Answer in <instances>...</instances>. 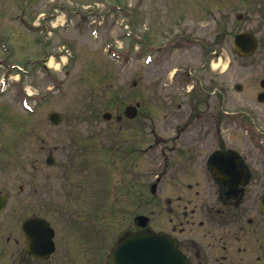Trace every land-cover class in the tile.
Masks as SVG:
<instances>
[{
    "label": "rangeland",
    "instance_id": "1",
    "mask_svg": "<svg viewBox=\"0 0 264 264\" xmlns=\"http://www.w3.org/2000/svg\"><path fill=\"white\" fill-rule=\"evenodd\" d=\"M228 5L232 7L233 3L229 0H0V70L9 74L10 65L35 69L29 75H22L12 66L10 83L6 92L0 94V142L5 164L10 162L12 166L13 161H19L16 169L24 174L19 182L10 185L17 193L23 185L22 193L27 192L32 159L43 161L46 156L40 148L52 149L58 160L50 172V185L44 186V182L42 187L50 191L52 186L54 196L61 195L54 180L60 178V165L65 166L69 180L68 206L81 209L83 214L98 212L97 228L87 223L80 231L87 236L91 227L97 230L92 244L96 240V244H103L99 256L102 260L110 246L133 226L132 218L137 212L149 218L150 229L170 230V217L166 213L157 217L160 208L155 202L175 198L178 188L165 181L160 186V196L153 197L147 188L149 205L138 209L135 199L127 192L129 183L136 178L127 176L126 161L118 151L112 154L114 157L110 155L114 130L122 140L124 136L120 130L116 133L113 121L102 118L105 112L113 116L121 114L125 106L145 104L142 111L153 114L147 122L148 132L152 134L159 113L154 105L155 84H149L147 92L142 76L147 70L149 82L153 80L150 73L158 63L154 48L166 44L173 49L182 46L186 49L183 60H172L173 63L198 67L205 63L210 50H218L220 37L224 36L225 57L214 60L213 69L227 70V111L251 113V106H257L259 118L264 119V104H254L255 100L251 103L248 99L264 74L237 68L241 65L233 39L236 32L246 27L236 19L242 10L235 11L228 24L213 20L223 16ZM57 10L58 17L50 16ZM145 44L148 50L142 52L147 48ZM191 45L195 48L188 52ZM235 82L242 85L240 92L232 89ZM23 86L30 94L43 96L31 102L34 111L23 106L21 94L13 95ZM52 112L62 115L61 125L53 126L49 122L48 115ZM256 127L261 128L260 124ZM150 141H154L152 136ZM148 160L145 168L147 175L152 172L150 184L162 169ZM34 165L40 168L37 163ZM129 207L131 211L127 210ZM174 207L177 208L176 204ZM68 240L72 241L70 237Z\"/></svg>",
    "mask_w": 264,
    "mask_h": 264
},
{
    "label": "flooded vegetation",
    "instance_id": "2",
    "mask_svg": "<svg viewBox=\"0 0 264 264\" xmlns=\"http://www.w3.org/2000/svg\"><path fill=\"white\" fill-rule=\"evenodd\" d=\"M229 3H233L232 7L226 6L223 16L213 20L228 24L234 12L242 10L236 19L246 27L236 32L234 38L244 33L253 35L257 48L250 55L235 51L241 65L237 68L264 74V0H229ZM226 41L221 36L218 50H210L205 55V63L198 67L173 63L183 60L186 49L182 46L173 49L166 44L156 50L158 63L150 73L153 82H149L147 70L142 76L147 92L148 85L155 84L154 105L159 113L152 134L148 132L147 122L153 114L142 111L145 104L135 103L138 107L134 115L123 111L110 118L112 126H117L116 133L120 130L124 136L122 140L114 130L110 155L118 151L126 161L127 176L136 178L129 183L127 192L135 199L138 209L149 205L147 188L151 197L160 196V186L165 181L178 188L175 198L155 202L160 208L157 217H164L165 213L170 217V230L150 229L149 218L137 212L132 218L133 226L121 237L136 233L164 234L174 241L187 264H264V210L261 207L264 126L256 127L264 120L259 118L257 106H251V113L227 111V70L213 69V61L225 57ZM194 48L191 45L188 52ZM232 89L240 92L242 85L235 82ZM249 97V101L255 100L254 104H264V77L257 80L256 89ZM40 149L46 157L43 161L32 159L27 192L22 193L25 190L20 185L17 193L10 184L24 174L16 169L19 161H13L12 166L9 161L5 164L0 142V264H103L104 261L112 264L118 244L110 246L103 260L99 257L103 244H96L97 240L92 244L97 231L92 227L97 228L98 212L83 214L81 209L67 204L69 180L65 166L60 165V178L54 180L62 196H54L52 186L50 191L42 187L44 182V186L50 185V172L58 156L50 148ZM148 159L162 169L150 184L152 172L147 175L145 168ZM127 210L131 211L130 207ZM138 216L148 218L145 226H140ZM87 223L92 227L85 236L80 229Z\"/></svg>",
    "mask_w": 264,
    "mask_h": 264
},
{
    "label": "water",
    "instance_id": "3",
    "mask_svg": "<svg viewBox=\"0 0 264 264\" xmlns=\"http://www.w3.org/2000/svg\"><path fill=\"white\" fill-rule=\"evenodd\" d=\"M235 44L237 50L244 54H250L256 48L254 39L248 34L237 36ZM129 111L131 110H128L127 114ZM107 117L105 114L104 118ZM50 118L54 124L60 121L57 113H53ZM138 219L142 226L147 221L145 217ZM118 244L112 256V264H185L174 244L160 234H136L121 240Z\"/></svg>",
    "mask_w": 264,
    "mask_h": 264
}]
</instances>
